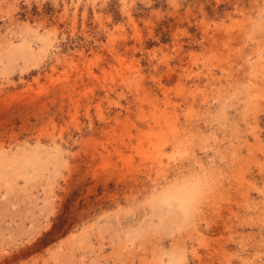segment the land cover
Returning a JSON list of instances; mask_svg holds the SVG:
<instances>
[{"label":"rangeland","instance_id":"rangeland-1","mask_svg":"<svg viewBox=\"0 0 264 264\" xmlns=\"http://www.w3.org/2000/svg\"><path fill=\"white\" fill-rule=\"evenodd\" d=\"M0 264H264V0H0Z\"/></svg>","mask_w":264,"mask_h":264}]
</instances>
